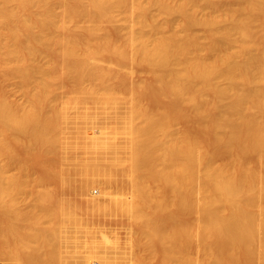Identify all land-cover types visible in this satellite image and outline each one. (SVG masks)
<instances>
[{
  "label": "bare ground",
  "instance_id": "1",
  "mask_svg": "<svg viewBox=\"0 0 264 264\" xmlns=\"http://www.w3.org/2000/svg\"><path fill=\"white\" fill-rule=\"evenodd\" d=\"M0 26V81L16 76L29 93L18 105L0 96L7 259L264 264V0H0ZM40 54L34 71L24 59ZM135 67L151 83L131 84ZM37 73L67 79L68 95ZM158 99L170 111L148 105ZM179 119L200 136L175 132ZM33 149L56 156L42 161L47 176L104 197L90 211L124 223L128 251L42 177L23 178L18 152Z\"/></svg>",
  "mask_w": 264,
  "mask_h": 264
},
{
  "label": "rangeland",
  "instance_id": "2",
  "mask_svg": "<svg viewBox=\"0 0 264 264\" xmlns=\"http://www.w3.org/2000/svg\"><path fill=\"white\" fill-rule=\"evenodd\" d=\"M139 1V0H138ZM145 0H141V3H143ZM140 3V2H139ZM228 4V3H227ZM55 11H57V9L55 10ZM150 13H151V15L154 17V22L155 23H157V25L158 24H160L161 22H163V21H166V20H168L167 19V17H165V16H160V15H158V10L156 9V8H151L150 9ZM118 19H119V23H120V25L121 24H123L124 25V22L122 21L123 19H124V14L123 13H120V15H118ZM171 21L173 20H175V21H177L178 20V17H176V16H174V17H172L171 19H170ZM172 21V22H173ZM173 22V23H175L173 26H175V27H177V23H178V21H177V23L176 22ZM123 22V23H122ZM75 23V22H74ZM76 24V23H75ZM74 24V25H75ZM154 24V23H153ZM152 24V25H153ZM72 27H73V25H71ZM79 26V25H78ZM75 27V26H74ZM73 27V28H74ZM77 27V26H76ZM152 27H154L153 29H156L155 27H157L156 26V24H154V26H152ZM0 28H1V32H3V33H6L5 32V29H3L2 30V28L3 27H1L0 26ZM136 29H137V27H136ZM145 29V28H144ZM143 28H141L140 30H141V32H143V30H144ZM147 29V28H146ZM145 29V30H146ZM139 30V31H140ZM200 30V29H199ZM149 31H151V30H148V32ZM201 31L202 30H200V32L198 31V34H200L199 35V37H201V35H203L204 36V32L202 31V33H201ZM155 32H157V30L155 31ZM144 33V32H143ZM146 34H147V31L145 32ZM2 34V33H1ZM0 34V35H1ZM151 34V33H150ZM200 39H202V38H200ZM200 39H199V41H200ZM8 41H10V42H7L8 43V45L11 43V46L9 45V48L10 49H15L16 48V42H14V41H12V40H8ZM203 39H202V42L201 43H203ZM200 43V42H199ZM200 43V44H201ZM206 54V53H205ZM204 54V55H205ZM42 54H40V55H33L32 57H30V58H28V61H27V58H25L24 59V61H26L28 64H29V66H32V68H33V70L35 71L36 69H37V67H40V66H43V65H45L47 62H48V60H46V59H48V57L47 56H45L44 58H42L45 54H43V56H41ZM30 59V60H29ZM35 68V69H34ZM136 68H138V67H135L134 69H133V71H132V74L128 77V80H131L130 81V83L132 84V83H140V81L142 82L141 84L143 85H147V83L148 82H150V80H149V78L145 75V74H143L144 73V71H143V73L141 72V70H140V68H139V70L140 71H138V70H136ZM138 71V72H137ZM134 73V74H133ZM136 73V74H135ZM35 74H36V72H35ZM38 75H36V77H34V79H35V82L38 80L37 78H39L40 77V74L39 73H37ZM34 75V74H33ZM10 76V75H9ZM8 76V77H9ZM42 76V75H41ZM56 77V78H55ZM55 77H43L42 76V78L40 77V81H41V79H42V82H43V79H44V81H46V82H53L54 83V90H55V96L57 97V98H62V97H64V96H66V94L68 95V92H69V87H70V84H68L69 83V81L66 79V80H64L63 79V82H62V80L61 79H58L57 78V76L55 75ZM51 78H55L54 80L53 79H51ZM135 78V79H134ZM146 78V79H145ZM145 79V80H144ZM0 80H2L1 78H0ZM4 81H0V96H4L6 99H7V101L9 102H15L16 100H21V101H16L17 102V104H16V102L14 103V104H16V105H18V103L19 104H21V103H23L22 101H23V99H24V96H23V93H25V92H22V87L20 86L21 84H20V80L16 77V76H14V77H12V76H10L9 78H7V79H3ZM142 80H144V81H142ZM39 81V82H40ZM67 81V82H66ZM136 81V82H135ZM38 82V81H37ZM66 82V83H65ZM145 82H147V83H145ZM130 83H128V86L130 87L131 85H129ZM138 83V84H139ZM151 83V82H150ZM68 84V85H67ZM219 84H225V82L224 81H221V82H219ZM137 85V84H136ZM151 85V84H150ZM134 86V85H133ZM149 86V85H148ZM56 87V88H55ZM136 88V90L134 89V91L136 92L137 91V86H135ZM133 88L134 87H130V89L128 88V94L127 95H125V97H126V99H131L132 97H133V99L135 98V97H137V96H134V95H137V92H136V94H134V91H133ZM150 88H153L152 86H150ZM149 88V89H150ZM23 89H24V87H23ZM25 90H28L29 92H30V90L29 89H25ZM53 90V91H54ZM130 90V91H129ZM24 91V90H23ZM132 91H133V96H132ZM126 93H127V91H126ZM125 93V94H126ZM29 94V93H28ZM28 94L26 95V96H28ZM25 96V97H26ZM129 96V97H128ZM125 99V100H126ZM161 103L160 104H157V103H150L149 102V104L147 103V100H145V102L152 108V107H154L155 109H158V107L159 108H161L162 109V107L163 106H165L164 108L165 109H167L166 111H170V110H168V108L170 107L169 106V103H168V101H166V102H164L163 101V99H158ZM25 101V100H24ZM157 101V100H156ZM158 102V101H157ZM159 103V102H158ZM168 104V108H166L167 107V104ZM158 105V107H156ZM164 109V110H165ZM159 110V109H158ZM163 110V111H164ZM159 111H161V110H159ZM171 114H173V113H171ZM170 113H169V118L172 116ZM174 115V114H173ZM176 116H178L177 114L174 116L175 118H178V117H180V116H178V117H176ZM174 117L172 116V118L171 119H174ZM181 118V117H180ZM181 120H182V118H181ZM181 120L179 119L178 120V122H177V120H173L174 121V123L176 124V125H174V123H173V130H175V132H177V130L179 131V130H182L183 132H184V130L185 129H187V128H189V127H187L186 125H187V123H186V125H185V122L184 123H182L181 122ZM172 121V122H173ZM176 121V122H175ZM183 121V120H182ZM191 128V127H190ZM189 132H190V134H192V130L191 129H187ZM187 130H185V131H187ZM191 130V131H190ZM195 131L193 130V135L196 137H198V136H200V135H197L196 133H194ZM196 134V135H195ZM192 135V136H193ZM193 136V137H194ZM199 138H201V137H199ZM196 139V138H195ZM17 151L18 150H16L15 151V153H17ZM29 153V152H28ZM17 155V154H16ZM69 157H72V158H75L77 161H84L85 160V157L84 156H80V155H75V154H69ZM45 158H47L48 160H52V161H54V159H56V156H54V155H47L46 157L45 156H43V155H41V153L37 150H35V149H33V150H31L30 151V153L29 154H25L24 155V153H21L20 151L18 152V155H17V159L19 160V161H23V162H25L26 163V170H24V171H22L21 172V175L23 176V178L25 179V180H33V179H35V178H37V177H42L43 179H44V186H46L47 188H54V189H56L57 191H58V193L61 195V196H63L64 198H66L67 200H70L72 203H73V205H74V207H75V210H76V212L77 213H79V214H81L83 217H85V218H87V219H89L91 222H93V223H96V225H99L100 224V226H102L103 228H105V236H106V238H115V240H116V242L120 245V247H122L123 245H125V246H127V251L130 249V244H131V242H132V239H133V235L132 234H129L128 233V229L126 230V227H124V223H122L121 221H117V219H109V218H105L104 216H102V215H100V214H96V213H92L91 211H90V206H89V201H99V202H102L103 201V198L104 197H100L101 195H97V194H95V193H93V192H89V191H84V192H79V191H76V189L78 188V183L77 182H75L74 183V185H73V187H65V186H63L58 180H56L55 178H52L51 176L49 177V176H47L46 174L47 173H45V170H44V168H43V166H42V161L43 160H45ZM46 184V185H45ZM99 188H101V185L100 186H98ZM55 190V191H56ZM26 192H28V191H26ZM28 195H30V194H28ZM116 220V221H115ZM118 240L120 241V242H118ZM68 246L69 244H66V243H63V246H64V248H63V252H64V250H65V248L66 249H68L67 247H65V246ZM128 245H129V247H128ZM70 246V245H69ZM68 246V247H69ZM123 247V248H126V247ZM134 247H136V246H133L132 247V252H134L133 254H137L139 251H138V249L136 250V248H134ZM134 249L136 250V251H134ZM192 250L191 251H193L194 249L193 248H191ZM68 250H70V248L68 249ZM68 250H66V252L68 251ZM126 250V249H125ZM65 252V253H66ZM135 252H137V253H135ZM0 253H1V251H0ZM65 253H62V255L63 254H65ZM68 253V252H67ZM194 253V252H193ZM0 255H2L3 256V258L1 257L0 258V264H3V262H4V264H8V263H10V261H11V263L10 264H18L19 262H18V260H16V259H14V258H12V257H10V258H8L7 259V256H5L4 255V253L2 254H0ZM67 255V254H66ZM66 255H64V256H66ZM63 256V257H64ZM67 256H69V253H68V255ZM70 257V256H69ZM68 257V258H69ZM6 258V259H5ZM67 258V257H66ZM65 257H64V259L65 260H67ZM4 259V260H3ZM13 259V260H12ZM2 260V261H1ZM70 260H71V258H69V260L67 261V262H70ZM18 263H17V262ZM5 262H7V263H5ZM13 262V263H12Z\"/></svg>",
  "mask_w": 264,
  "mask_h": 264
}]
</instances>
